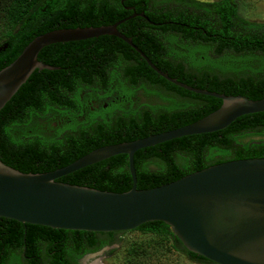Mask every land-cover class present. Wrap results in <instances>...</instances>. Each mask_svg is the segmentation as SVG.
Returning a JSON list of instances; mask_svg holds the SVG:
<instances>
[{"label": "trees", "instance_id": "16d2710c", "mask_svg": "<svg viewBox=\"0 0 264 264\" xmlns=\"http://www.w3.org/2000/svg\"><path fill=\"white\" fill-rule=\"evenodd\" d=\"M183 1L200 4L195 0ZM218 4L222 17L232 18L231 35L245 34V37H182L184 52L172 57L154 51L158 37H132V41L157 67L184 83L219 93L242 94L250 99L262 98L264 23L249 21L238 14L234 0H220ZM178 10L181 16L211 17L210 13H189L187 8ZM175 12L169 7L154 17L168 18L175 16ZM124 15L119 0H0V69L38 34L55 28L110 24ZM143 25L137 20H127L118 29L133 34L141 27L147 33ZM98 37L106 42L107 50H114L115 46L122 52L117 63L119 74L106 76L104 66L100 73L94 74L91 70L97 68L83 64L84 55L71 47L85 43L83 40L44 47L38 58L61 68L35 69L0 109V160L22 172H46L65 166L99 146L191 123L221 105L219 98L191 92L166 80L122 39L113 35ZM166 39L169 43L177 42L176 37ZM145 40L152 42L147 44ZM135 89L153 95V101L141 104L139 99L132 100ZM112 92L119 99L113 97L116 101H108L107 107H103L105 97ZM248 157H264V111L237 117L218 131L185 135L137 150L136 186L156 187L212 164ZM59 180L113 192L132 186L126 154L82 167ZM134 230L155 233L160 240L153 245L142 240L130 243L128 264H151L159 256L166 257L168 264H216L188 251L162 221H148L129 231L93 232L24 224L0 217V255L7 256L4 264H36L38 258L24 260L22 252L27 256L41 255V237H48L51 240L46 245L47 252H56L50 264H77L74 257L61 253L66 246L60 243L64 234L75 237L73 246L80 245L81 255L103 246L111 249L119 236ZM160 242L165 244L157 249L155 245Z\"/></svg>", "mask_w": 264, "mask_h": 264}, {"label": "water", "instance_id": "95a60500", "mask_svg": "<svg viewBox=\"0 0 264 264\" xmlns=\"http://www.w3.org/2000/svg\"><path fill=\"white\" fill-rule=\"evenodd\" d=\"M134 15L111 24L55 28L34 36L13 61L0 69V109L35 69L58 68L38 58L44 47L101 35L119 37L160 76L191 92L219 98L221 105L191 123L99 146L46 172H22L0 160V217L93 232L129 231L148 221H162L188 251L216 264H264V157L227 160L156 187L137 188V150L185 135L221 130L237 117L264 111V97L250 99L242 94L219 93L169 76L118 29L120 23ZM117 154L127 155L132 179L129 190L113 192L59 180ZM109 248L103 246L86 258L102 255Z\"/></svg>", "mask_w": 264, "mask_h": 264}, {"label": "flooded vegetation", "instance_id": "af4514ba", "mask_svg": "<svg viewBox=\"0 0 264 264\" xmlns=\"http://www.w3.org/2000/svg\"><path fill=\"white\" fill-rule=\"evenodd\" d=\"M195 1L200 2V4L197 2H185L183 0H119V4L121 5L125 14L124 17L122 18L128 17L131 14H135L133 17H130L124 20L123 22L127 20H137L141 23H144L143 25V27H145L144 30L147 31V33H144L141 27H138L136 29V32H134L133 34H127L126 32L125 34L131 39L132 37H158L159 40L158 45H154L153 48H157L158 50L154 49V51L156 52L159 51L158 53L163 57H172L175 56L176 53L184 52L182 48V43L180 42V39L182 37H245V34H243L242 36L231 35L232 18L230 19L224 18L222 17L223 11H220L221 13L218 12L222 8L218 4L220 0H214V1L195 0ZM204 3L206 4L209 3L207 5L211 7L207 8L205 6L206 4ZM230 3L232 2L230 1ZM169 7L175 9L176 11L175 16L168 18L154 17V15L166 11L167 9H169ZM180 8H184V9L187 8L189 13L195 12V14L198 15H207L208 13H210L211 17L202 18V17L181 16V13L178 10ZM237 12L238 14H240L239 11ZM139 13H143V15H140ZM248 20L255 21L252 19H248ZM256 22L264 23L258 21ZM244 31H245V27H244ZM166 37H176L177 42L169 43ZM195 40L197 39L195 38ZM83 42L85 43L71 44L72 45L71 47L76 48L77 54L82 53L84 55V58L82 60L83 64L89 65L90 67L94 66V68H97L91 70L94 72V74L100 73L102 71L101 67L104 66L106 67V70L104 72L106 76L112 77L113 75L112 73L114 72L116 73L115 74L116 76L118 73L117 71H119L120 68L119 65H117V63L119 62L121 55H123L122 52L116 49L115 46H114L115 48L114 50L112 48H110V50H107L106 42H104L103 39L100 40V37L84 39ZM145 42L148 44V42L150 43L152 41L145 40ZM59 43H65V42H59ZM94 61L96 63H94ZM55 67H58L57 69L61 68L60 66H55ZM113 97L119 99L116 92H112L111 94L105 97L104 99L105 102L103 103V107H107L108 101H116L115 99H113ZM121 97L125 98L124 95H122ZM131 99L132 100L139 99V102L141 104H147L149 103V101H153L154 96L146 93L143 89H135V93L134 95L131 96ZM92 102H94V100H92ZM91 109H93L92 106ZM53 124L56 125L55 122H53ZM73 239H75V237H73L71 234H64V238L62 242H60L61 245L66 244L64 251L61 249L62 255L64 254L66 257H70V258L74 257L75 260L77 261V264H91L90 259L86 258L87 254H89L90 252L81 253V255H79L81 252L80 245L77 244L76 247H74L73 243L75 240ZM50 240L51 239H49L48 237H41V241H40L41 242L40 245L42 247L41 255L27 256L25 255V251H23L22 254L24 260H29L32 259V257H35L38 258L39 261L36 264H50L51 261H54L56 257L55 256L56 252L54 251L47 252L46 250V245L47 243H49ZM76 254H78V256H76ZM6 261H7V256L1 254L0 264H4Z\"/></svg>", "mask_w": 264, "mask_h": 264}, {"label": "rangeland", "instance_id": "374dc122", "mask_svg": "<svg viewBox=\"0 0 264 264\" xmlns=\"http://www.w3.org/2000/svg\"><path fill=\"white\" fill-rule=\"evenodd\" d=\"M234 2L238 4V11L240 15L258 22H264V0H234ZM141 240L145 242L149 241L152 243L151 245H153L155 244V241L160 240V237L155 233L150 234L140 231H136L132 235H121L119 236L118 243L112 246L111 249H108L102 255H99L95 258H89L90 263L95 262L97 264H128L126 262L128 256V246L134 241L138 242ZM164 244L165 242H160L159 244L156 243L155 247L159 249V247ZM165 259L166 257L163 256H159L158 258L156 257L155 262L154 260H152L151 264H155L157 263V261L160 264H168V261Z\"/></svg>", "mask_w": 264, "mask_h": 264}, {"label": "bare ground", "instance_id": "6f19581e", "mask_svg": "<svg viewBox=\"0 0 264 264\" xmlns=\"http://www.w3.org/2000/svg\"><path fill=\"white\" fill-rule=\"evenodd\" d=\"M91 264H97V263H95V262H92Z\"/></svg>", "mask_w": 264, "mask_h": 264}]
</instances>
